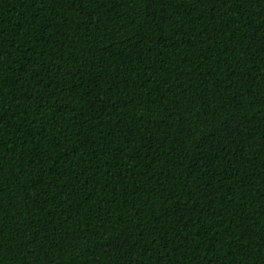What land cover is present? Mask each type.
Returning a JSON list of instances; mask_svg holds the SVG:
<instances>
[{
	"label": "trees",
	"instance_id": "obj_1",
	"mask_svg": "<svg viewBox=\"0 0 264 264\" xmlns=\"http://www.w3.org/2000/svg\"><path fill=\"white\" fill-rule=\"evenodd\" d=\"M0 264H264V0H0Z\"/></svg>",
	"mask_w": 264,
	"mask_h": 264
}]
</instances>
